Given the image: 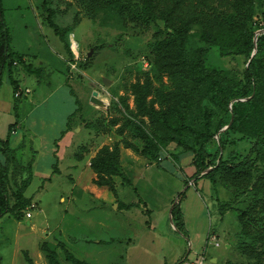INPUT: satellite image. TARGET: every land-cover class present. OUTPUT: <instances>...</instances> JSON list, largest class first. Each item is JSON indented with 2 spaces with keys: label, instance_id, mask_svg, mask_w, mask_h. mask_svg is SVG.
Wrapping results in <instances>:
<instances>
[{
  "label": "rangeland",
  "instance_id": "obj_1",
  "mask_svg": "<svg viewBox=\"0 0 264 264\" xmlns=\"http://www.w3.org/2000/svg\"><path fill=\"white\" fill-rule=\"evenodd\" d=\"M44 1L3 0L12 47L33 55L30 62L34 67L44 62L46 71L29 73L23 65L16 66L14 78L19 86V99L7 71L2 76L0 137L7 138L10 125L17 122V133L9 137L17 149L18 161L27 163L33 158V151L37 155L36 172L26 191L36 205L28 209L31 216L26 213L18 220L6 214L0 218L1 264H26L25 251L35 264H49L40 248L45 241L54 246L63 242L78 258L91 264H181L179 260L184 257L199 256H204L208 264L227 261L253 264L254 261L238 249V215L247 211L250 229L254 233L264 231V197L253 191H236L218 174L212 181L199 178L194 184V153L176 142L162 154L159 164L153 160L148 163L145 156L136 163L128 157L121 160L132 184L118 182V198L134 204L130 209H119L118 203L111 205L90 189L83 188L86 183H92L91 167L85 166L83 176L76 181L77 187L71 179V176L76 177L77 170L65 167L63 162V172L54 171L52 148L60 141L67 117L76 108L77 115L70 129L75 136L71 154L76 144H82L79 152L84 151L85 144L95 151L107 143L124 147L125 139L141 147L142 142L135 137L129 122L130 114L136 111L132 85L144 81L147 73L153 78L155 88L171 90L173 84L167 76L158 80L155 67L151 65L155 34L164 31L161 20L149 26L129 22L122 29L111 14L99 12L93 17L77 0H50L48 6L55 10L54 20L62 27H73L69 34L73 53L70 54L46 23ZM262 11L263 5L258 3L257 19ZM199 47L207 48L208 66L229 76H242L247 66L245 56H221L219 49L206 45L195 29L187 48L193 51ZM91 50L93 53L89 56ZM95 91L107 98L104 106L94 103ZM16 102L17 111L14 110ZM206 103L216 111L215 121L218 122L226 108L209 100ZM231 106L232 103L229 108ZM229 126L222 128L208 145L210 153L217 151L220 135ZM255 140L254 136L232 133L220 156L226 158L231 151L246 156ZM173 155H177L178 161ZM252 171L254 183L264 172V159L259 160ZM184 191L183 199L179 195ZM176 200V204L181 202L188 217L187 235L175 228L174 220L170 219V209ZM225 202L232 207L222 212L220 204ZM250 241L260 247L256 240ZM58 253L62 264H73L65 259L61 248ZM214 256L217 262L212 261Z\"/></svg>",
  "mask_w": 264,
  "mask_h": 264
},
{
  "label": "trees",
  "instance_id": "obj_2",
  "mask_svg": "<svg viewBox=\"0 0 264 264\" xmlns=\"http://www.w3.org/2000/svg\"><path fill=\"white\" fill-rule=\"evenodd\" d=\"M77 1L93 17L99 12L111 14L122 29L129 22L149 26L152 22L161 20L164 24V31L155 34L151 65L155 67L156 78L162 80L165 76L169 77L173 88H155L154 80L148 73L144 81H137L132 85L136 111L130 114L129 122L135 137L142 144L140 147L125 139L124 147L159 164L162 154L171 143L176 142L184 150L194 153V182L199 178L212 181L214 175L218 174L223 182L230 184L236 191H253L264 197V172L253 183L252 171L258 161L264 159V32L257 35L258 30L264 29V0ZM49 2L50 0L43 2L47 12L46 23L60 37L67 51L73 54L69 40L73 27H62L54 20L55 10L48 6ZM258 3L263 5L260 19L256 17ZM195 29L201 33L206 45L219 49L221 56H245L247 66L241 77L229 76L218 68L208 66L206 47L193 51L187 48ZM255 49L257 51L252 57ZM25 56L12 47V33L6 23L3 0H0V90L2 76L7 71L17 99L20 94L14 78L16 66L23 65L29 73L43 72L42 66L34 67L32 63H27ZM246 98L249 99L242 100ZM208 100L226 108L218 122L215 121L216 111L206 103ZM123 104L128 107L124 102ZM18 106L16 102L15 111ZM76 115L77 110L69 116L67 130L71 129ZM16 124L17 122L10 125L9 136ZM227 125H230L228 130L220 135L219 148L214 154L210 153L208 145ZM119 130L120 133L123 132V129ZM232 133H243L244 136L256 138L249 154L243 156L231 151L226 158L220 156V152L227 148V140ZM9 136L5 139L0 137V218L10 214L21 220L34 204L27 197L26 191L34 178L36 151H33L34 156L27 163L19 162L17 149L11 146ZM82 149L84 151L76 153L78 159H82V153L88 150V146L84 145ZM173 157L178 161L177 155ZM90 166L96 174L93 182L108 187L116 196L117 178L124 184H132L122 166L119 143L103 145L92 157ZM179 197L184 199L186 191L181 192ZM133 206L134 204H125L126 208ZM231 207L228 202L220 204L222 212ZM172 216L175 227L187 235L181 202L175 204ZM238 222L239 251L252 259L253 264H264V231L254 233L250 229L247 211L240 212ZM251 239L256 240L260 247L252 244ZM57 244L54 246L45 241L40 245L49 264H62L59 261L60 248L67 261L73 264H91L78 258L63 242ZM24 257L26 264H35L28 251L24 252ZM182 260L183 258L179 262ZM225 264L239 263L227 261Z\"/></svg>",
  "mask_w": 264,
  "mask_h": 264
},
{
  "label": "crops",
  "instance_id": "obj_3",
  "mask_svg": "<svg viewBox=\"0 0 264 264\" xmlns=\"http://www.w3.org/2000/svg\"><path fill=\"white\" fill-rule=\"evenodd\" d=\"M74 43L77 45V41L76 39L74 38ZM17 51V50H16ZM21 52V51H20ZM23 54H25V60L27 63H31L30 62V59L33 57V55L31 54H28V53H24V52H21ZM75 54V52H74ZM77 54H75L76 56ZM65 60H66V55L64 56ZM43 67V71H46V65L44 62H42V64L40 65ZM26 72L27 69L25 68ZM77 108L71 112L68 117H67V121H66V127L64 128V130L62 131V137L60 139V141H57L54 145V147L52 148V153H53V158H54V162L52 164L53 166V169L55 172L57 173H62L63 172V168H62V163L64 162V166L70 168V169H75V171L77 170L78 171V174H76L75 176L76 177H72L71 176V179H72V183L74 185V187H77V183L76 181L78 179H80L84 172H85V166H90L91 164V159L92 157L95 156V154L97 153V151L102 147H98L95 151H93L92 147L88 144H85L86 146H88V150H85L84 153H82V159H78L77 156H76V153L79 151V146L81 147V145L78 146V144H76L78 146V150L76 151V148H74L76 152L72 151L73 154H74V158L72 159V155L70 150L73 149V146L75 144V136H74V131H70V130H67V125H68V118L70 115H72L74 112H76ZM18 125L15 126V128L13 129V131L11 132V134H16V129H17ZM67 130V131H66ZM5 139V138H4ZM10 143H11V138H10ZM24 143V142H23ZM21 143V144H23ZM109 144V143H107ZM11 146H12V143H11ZM13 147V146H12ZM15 148V147H14ZM37 155V154H36ZM124 157H128L132 162L136 163V162H140L141 161V158L143 157L141 154L135 152L134 150L130 149V148H124V147H121V160L123 161V158ZM69 159V161H68ZM147 162L148 163H151L150 159L147 158ZM86 162V164H85ZM35 163H36V160H34V165H33V170L34 172H36V166H35ZM147 163V164H148ZM85 164V165H84ZM96 177V174L95 172L93 171V174H92V178H91V181L92 183L91 184H85V186H83V188L85 190L87 189H90L91 191H93L98 198H102V199H106L109 203H111V205H114L115 203H118L117 207L119 208V206L122 207V209H126L125 207V204L128 205L127 203L123 202V201H119V196H116L108 187L106 186H99L97 184H95L93 182V179ZM117 183H121L122 180H119L118 178L116 179ZM193 183L195 184L196 182L193 181ZM118 190V189H117ZM134 207V206H133ZM121 209V208H119ZM130 209V208H129ZM183 209V207H182ZM145 211H150V209H146ZM184 211V214H185V220H186V224L188 222V217L186 215V211L183 209ZM175 227V226H174ZM176 228V227H175ZM100 242H102V240H100ZM213 259H216V262L218 261V258L217 257H213L212 258V261Z\"/></svg>",
  "mask_w": 264,
  "mask_h": 264
},
{
  "label": "built area",
  "instance_id": "obj_4",
  "mask_svg": "<svg viewBox=\"0 0 264 264\" xmlns=\"http://www.w3.org/2000/svg\"><path fill=\"white\" fill-rule=\"evenodd\" d=\"M36 205L35 203L31 206V208H34ZM30 208V209H31ZM27 216L30 217L31 216V212L28 211L27 212ZM218 244V243H217ZM181 264H208L206 262V259L204 256H199L196 257L194 259H189L188 257H184L183 260L181 261Z\"/></svg>",
  "mask_w": 264,
  "mask_h": 264
},
{
  "label": "bare ground",
  "instance_id": "obj_5",
  "mask_svg": "<svg viewBox=\"0 0 264 264\" xmlns=\"http://www.w3.org/2000/svg\"><path fill=\"white\" fill-rule=\"evenodd\" d=\"M93 101L95 104L104 106L107 103V98L98 93V95L94 96Z\"/></svg>",
  "mask_w": 264,
  "mask_h": 264
},
{
  "label": "water",
  "instance_id": "obj_6",
  "mask_svg": "<svg viewBox=\"0 0 264 264\" xmlns=\"http://www.w3.org/2000/svg\"><path fill=\"white\" fill-rule=\"evenodd\" d=\"M261 32H264V30H263V31H261ZM261 32H260V33H261ZM260 33H257V35H258V34H260ZM256 40H257V37H256ZM256 40H255V41H256ZM256 51H257V49H255V51H254V53H253V54H255V53H256ZM92 53H93V50H91V51L89 52V54H88V55H89V56H91V55H92ZM95 95H98V92H97V91H95V92L93 93V96H95ZM93 96H92V98H93ZM91 100H92V99H91ZM176 202H177V200H176V201L173 203V205H172V207H171V209H170V216H171V217H170V219H171V220H173L172 211H173V208H174V206H175ZM213 261H214V262H216V259H213Z\"/></svg>",
  "mask_w": 264,
  "mask_h": 264
}]
</instances>
